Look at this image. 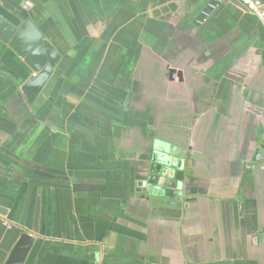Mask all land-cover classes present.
I'll return each mask as SVG.
<instances>
[{
  "label": "crops",
  "instance_id": "obj_1",
  "mask_svg": "<svg viewBox=\"0 0 264 264\" xmlns=\"http://www.w3.org/2000/svg\"><path fill=\"white\" fill-rule=\"evenodd\" d=\"M209 1L0 0L60 54L29 102L0 40V264L23 232V264H264V20ZM155 141L180 208L138 187Z\"/></svg>",
  "mask_w": 264,
  "mask_h": 264
},
{
  "label": "water",
  "instance_id": "obj_2",
  "mask_svg": "<svg viewBox=\"0 0 264 264\" xmlns=\"http://www.w3.org/2000/svg\"><path fill=\"white\" fill-rule=\"evenodd\" d=\"M222 0H210L199 18L209 13L211 8ZM0 40L7 43L34 71L22 86V92L27 101L33 102L39 95L47 80L53 73L60 60V54L55 47L42 36L30 19H23L17 13L10 11L0 3ZM170 79L176 71L169 69ZM180 74V73H179ZM262 125L258 127V135H262ZM152 154L153 167L149 171L147 182L138 183V187L145 189L149 200L157 201L162 206L180 208L183 203V188L186 175L185 150L164 144ZM264 156V142L255 149L253 160ZM163 203V204H160ZM6 209L0 207V214ZM34 237L27 232L21 233L12 247L4 264H23L32 247Z\"/></svg>",
  "mask_w": 264,
  "mask_h": 264
},
{
  "label": "built area",
  "instance_id": "obj_3",
  "mask_svg": "<svg viewBox=\"0 0 264 264\" xmlns=\"http://www.w3.org/2000/svg\"><path fill=\"white\" fill-rule=\"evenodd\" d=\"M241 7L252 14L257 15L261 20H264V3L260 0H239Z\"/></svg>",
  "mask_w": 264,
  "mask_h": 264
}]
</instances>
